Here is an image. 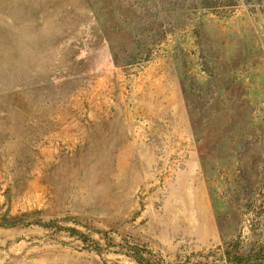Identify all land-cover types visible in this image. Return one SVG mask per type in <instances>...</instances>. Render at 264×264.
Here are the masks:
<instances>
[{
    "label": "rangeland",
    "instance_id": "rangeland-1",
    "mask_svg": "<svg viewBox=\"0 0 264 264\" xmlns=\"http://www.w3.org/2000/svg\"><path fill=\"white\" fill-rule=\"evenodd\" d=\"M0 223V264H264V0H0Z\"/></svg>",
    "mask_w": 264,
    "mask_h": 264
},
{
    "label": "trees",
    "instance_id": "trees-1",
    "mask_svg": "<svg viewBox=\"0 0 264 264\" xmlns=\"http://www.w3.org/2000/svg\"><path fill=\"white\" fill-rule=\"evenodd\" d=\"M14 225H17V223H13V224H11L10 226H14ZM43 225H44V224H43ZM43 225H42V226H43ZM0 226H6V224H5V223H0ZM44 226H45V225H44ZM68 230L70 231L71 234L76 235V236H77L78 238H80V239H81L80 236H83L81 232L77 231V230L74 229V228H68ZM131 254H132L131 257H132L137 263L141 264L142 258L139 257V256H141V255H139V254H140L139 251H135L134 255H133V253H131Z\"/></svg>",
    "mask_w": 264,
    "mask_h": 264
}]
</instances>
